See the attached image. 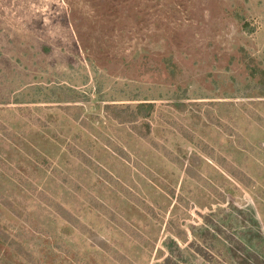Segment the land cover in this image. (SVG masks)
I'll list each match as a JSON object with an SVG mask.
<instances>
[{
	"label": "rangeland",
	"instance_id": "obj_1",
	"mask_svg": "<svg viewBox=\"0 0 264 264\" xmlns=\"http://www.w3.org/2000/svg\"><path fill=\"white\" fill-rule=\"evenodd\" d=\"M0 264H264V0H0Z\"/></svg>",
	"mask_w": 264,
	"mask_h": 264
},
{
	"label": "trees",
	"instance_id": "obj_2",
	"mask_svg": "<svg viewBox=\"0 0 264 264\" xmlns=\"http://www.w3.org/2000/svg\"><path fill=\"white\" fill-rule=\"evenodd\" d=\"M154 107L155 105L152 102H140L139 104H137L136 108L134 109H132L130 106H127L126 108H122L113 104H107L105 109L107 114L111 115L115 119H118L123 123L124 122L134 123L133 128L138 129L140 128L139 120L148 118L151 115L152 111L154 110ZM64 218L67 219L69 217L67 215H64ZM91 238L99 246L104 245V241L99 236L93 235L91 236Z\"/></svg>",
	"mask_w": 264,
	"mask_h": 264
}]
</instances>
